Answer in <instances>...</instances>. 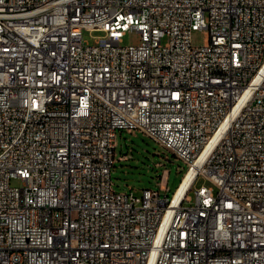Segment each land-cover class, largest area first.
I'll use <instances>...</instances> for the list:
<instances>
[{"label": "built area", "instance_id": "built-area-1", "mask_svg": "<svg viewBox=\"0 0 264 264\" xmlns=\"http://www.w3.org/2000/svg\"><path fill=\"white\" fill-rule=\"evenodd\" d=\"M123 130L179 200L114 190ZM0 264H264V0H0Z\"/></svg>", "mask_w": 264, "mask_h": 264}, {"label": "rangeland", "instance_id": "rangeland-1", "mask_svg": "<svg viewBox=\"0 0 264 264\" xmlns=\"http://www.w3.org/2000/svg\"><path fill=\"white\" fill-rule=\"evenodd\" d=\"M102 35L101 32L85 31L84 39L94 44ZM140 43L141 37L135 31H128L124 36V45ZM193 44L196 47L209 44L208 30L195 31ZM186 170V166L141 131L123 130L118 133L115 164L112 170L115 191L134 190L136 195H141L144 189L160 190L162 194L168 190L169 196H172L179 187ZM204 183L209 185L208 182L199 179L196 186L200 187ZM12 185L22 186V183L14 180ZM190 194L193 196L192 192Z\"/></svg>", "mask_w": 264, "mask_h": 264}, {"label": "bare ground", "instance_id": "bare-ground-1", "mask_svg": "<svg viewBox=\"0 0 264 264\" xmlns=\"http://www.w3.org/2000/svg\"><path fill=\"white\" fill-rule=\"evenodd\" d=\"M187 173H185V176H186ZM185 176L183 177L184 178V181L183 183L181 182V187L179 188L178 190V193H177V196H176V199L175 201L179 200L180 197L182 196V194L184 193V191L186 190V188L189 186L191 180L193 179L194 177V171H191L185 178Z\"/></svg>", "mask_w": 264, "mask_h": 264}, {"label": "trees", "instance_id": "trees-1", "mask_svg": "<svg viewBox=\"0 0 264 264\" xmlns=\"http://www.w3.org/2000/svg\"><path fill=\"white\" fill-rule=\"evenodd\" d=\"M182 181V180H181ZM181 183V182H180ZM180 185V184H179Z\"/></svg>", "mask_w": 264, "mask_h": 264}]
</instances>
